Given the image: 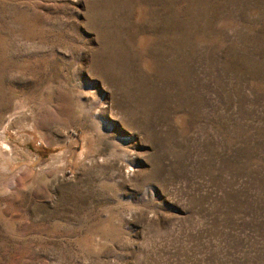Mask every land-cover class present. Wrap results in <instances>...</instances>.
<instances>
[{"label": "rangeland", "instance_id": "obj_1", "mask_svg": "<svg viewBox=\"0 0 264 264\" xmlns=\"http://www.w3.org/2000/svg\"><path fill=\"white\" fill-rule=\"evenodd\" d=\"M0 134V264H264V0H0Z\"/></svg>", "mask_w": 264, "mask_h": 264}, {"label": "bare ground", "instance_id": "obj_2", "mask_svg": "<svg viewBox=\"0 0 264 264\" xmlns=\"http://www.w3.org/2000/svg\"><path fill=\"white\" fill-rule=\"evenodd\" d=\"M13 114V113H12ZM17 114V113H16ZM11 116V115H10ZM17 116V115H16ZM9 117V116H8ZM13 117H15V116H13ZM13 117H12V119H13ZM10 119H11V117H10ZM6 121V120H5ZM4 121V122H5ZM9 121V120H8ZM13 121V120H12ZM10 122V121H9ZM5 125V124H4ZM3 136L4 135H2V134H0V169H2L3 171L5 170V172L7 171V169H4L3 167H2V165H1V163H2V160L4 159V157L5 156H11V154H12V148H11V146L8 144V143H5L4 142V139H3ZM9 158H11V157H9ZM4 172V173H5Z\"/></svg>", "mask_w": 264, "mask_h": 264}]
</instances>
